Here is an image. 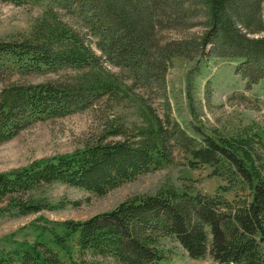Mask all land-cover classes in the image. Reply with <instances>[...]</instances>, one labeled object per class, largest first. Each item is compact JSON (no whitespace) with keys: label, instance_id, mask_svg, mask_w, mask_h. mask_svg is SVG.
<instances>
[{"label":"trees","instance_id":"16d2710c","mask_svg":"<svg viewBox=\"0 0 264 264\" xmlns=\"http://www.w3.org/2000/svg\"><path fill=\"white\" fill-rule=\"evenodd\" d=\"M0 1L41 8L28 31L0 39V143L103 98L130 102L138 117L109 123L70 153L1 172L0 218L63 208L47 194L56 183L102 196L170 164L175 147L190 167L208 166L225 182L213 194L166 185L85 220L55 222L61 233L45 227L48 239L15 244L0 252V264H160L175 255L166 240L192 259L264 264V131L248 125L195 137L136 93L163 83L173 57L206 48L234 61L248 82L264 78V0ZM199 25L205 32L196 39L190 30ZM33 74L57 77L11 79Z\"/></svg>","mask_w":264,"mask_h":264},{"label":"rangeland","instance_id":"374dc122","mask_svg":"<svg viewBox=\"0 0 264 264\" xmlns=\"http://www.w3.org/2000/svg\"><path fill=\"white\" fill-rule=\"evenodd\" d=\"M40 13L39 6H18L0 1V39H9L28 31ZM204 32L205 28L200 25L190 30L196 39H200V33ZM108 67L118 71L111 65ZM18 77L11 79L36 83L54 79L57 75ZM146 84L144 87L140 84L136 93L152 102L160 116L176 120L192 136L196 137L200 131L233 135L248 125L264 131V78L248 82L236 72L234 61L218 57L208 48L203 55H194L193 58L183 55L173 57L163 83L152 81ZM137 120L130 102L116 103L103 98L81 111L34 122L0 143V173L28 166L35 159L52 158L81 148L109 123L129 125ZM210 171L208 166L190 167L186 155L175 147L170 164L140 174L102 196L66 184H53L48 196L51 201L66 202V206L25 216L0 218V252L24 240L48 239L50 233L45 227L55 226L61 233L63 229L55 222L85 220L114 208L126 198L154 194L166 185L179 188L188 185L195 191L213 194L225 182L212 176ZM233 195L232 191L226 194L228 198ZM166 243L174 249L175 255L160 264H216L210 256L190 258L178 242L166 240ZM100 262L112 264L110 259H100Z\"/></svg>","mask_w":264,"mask_h":264}]
</instances>
